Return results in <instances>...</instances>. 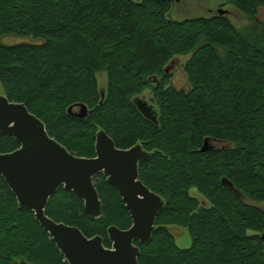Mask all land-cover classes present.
<instances>
[{
  "label": "trees",
  "instance_id": "obj_1",
  "mask_svg": "<svg viewBox=\"0 0 264 264\" xmlns=\"http://www.w3.org/2000/svg\"><path fill=\"white\" fill-rule=\"evenodd\" d=\"M171 3L0 0V94L24 103L77 156H94L100 129L118 148L139 143L150 153L139 164V179L164 206L151 240L135 241L139 264H264V209L244 200L264 201V25L250 35L225 15L176 20L168 16ZM225 3L250 18L264 7V0ZM9 35L31 41L2 43ZM190 53L188 89L171 86L167 64ZM148 87L157 122L134 102ZM79 104L88 109L83 118L75 116ZM205 139L221 147L202 150ZM18 147L0 135V153ZM93 181L100 217L89 216L82 199L63 187L45 212L87 237L102 236L110 247L107 228L127 229L131 217L105 176ZM171 225L187 230L189 247L176 244ZM0 264H68L1 176Z\"/></svg>",
  "mask_w": 264,
  "mask_h": 264
},
{
  "label": "water",
  "instance_id": "obj_2",
  "mask_svg": "<svg viewBox=\"0 0 264 264\" xmlns=\"http://www.w3.org/2000/svg\"><path fill=\"white\" fill-rule=\"evenodd\" d=\"M224 13L218 10L219 15ZM100 92L103 98L104 90ZM137 107L145 117L157 122L156 108L145 104ZM79 108L75 116L85 117L87 107L79 104ZM0 135L13 137L19 143L17 149L0 153V176L15 195L19 208L34 213L68 264H139L140 249L135 241L143 244L151 240L156 218L164 206L163 198L139 179V164L150 155L141 144L118 148L100 129L95 134L94 156H77L50 136L43 121L24 103L10 101L4 94H0ZM210 141L205 139L202 150L215 147ZM100 173L117 190L131 217L127 229L115 225L107 228L110 247L104 245L102 236L87 237L78 227L57 222L45 212L49 199L63 187L82 199L89 216L100 217L102 202L93 181ZM223 182L233 188L225 179ZM261 239L264 243V233Z\"/></svg>",
  "mask_w": 264,
  "mask_h": 264
},
{
  "label": "rangeland",
  "instance_id": "obj_3",
  "mask_svg": "<svg viewBox=\"0 0 264 264\" xmlns=\"http://www.w3.org/2000/svg\"><path fill=\"white\" fill-rule=\"evenodd\" d=\"M171 11L169 17L176 20H183L195 17H210L218 14V10L225 11V15L234 26L245 34H252L256 28L264 25V7H260L254 18H250L242 13L234 6L225 3V0H173L171 3ZM23 41H31L29 38H21L16 36H5L1 38V42L4 44H16ZM192 53L188 55H180L175 57L169 64H167L168 72L171 73L170 85L178 89H188L187 77L184 71V64L191 57ZM97 80L100 89H105L107 82L106 72L97 74ZM1 93V90H0ZM153 93L152 88H146L142 93L135 97L136 105H146L148 107L156 108V103L152 100ZM140 103V104H139ZM75 112H79L80 108H74ZM210 144L215 147H221V143L215 140H211ZM192 196L197 197L203 204L208 205L206 199L197 191L196 188L190 190ZM247 203L256 205L264 209V201L256 202L247 200ZM170 231L175 237L176 244L180 248H187L191 245V238L189 233L184 227L178 225H171Z\"/></svg>",
  "mask_w": 264,
  "mask_h": 264
},
{
  "label": "flooded vegetation",
  "instance_id": "obj_4",
  "mask_svg": "<svg viewBox=\"0 0 264 264\" xmlns=\"http://www.w3.org/2000/svg\"><path fill=\"white\" fill-rule=\"evenodd\" d=\"M140 104V103H139ZM74 108H79L78 106H75V107H73V109ZM75 112V111H74ZM77 113V112H76ZM149 113H152V110L149 112ZM101 174V173H100ZM103 175V174H102Z\"/></svg>",
  "mask_w": 264,
  "mask_h": 264
}]
</instances>
